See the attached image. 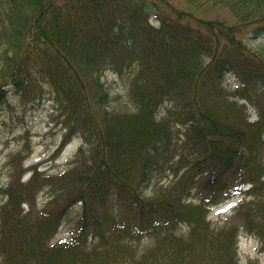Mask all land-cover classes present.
<instances>
[{"label":"trees","instance_id":"16d2710c","mask_svg":"<svg viewBox=\"0 0 264 264\" xmlns=\"http://www.w3.org/2000/svg\"><path fill=\"white\" fill-rule=\"evenodd\" d=\"M11 93L47 98L62 145H80L63 173L11 180L0 264H238V228L206 219L237 194L264 251V0H0V108ZM176 156L178 194L142 195ZM75 204L71 235L52 243ZM146 236L156 245L138 257Z\"/></svg>","mask_w":264,"mask_h":264},{"label":"rangeland","instance_id":"374dc122","mask_svg":"<svg viewBox=\"0 0 264 264\" xmlns=\"http://www.w3.org/2000/svg\"><path fill=\"white\" fill-rule=\"evenodd\" d=\"M105 78H107V86L113 90V93H125L124 87L117 77L107 75ZM227 82L232 88V80L229 79ZM6 102L9 104L0 110V186H7L10 181L9 176L11 179L20 178V182L24 183L36 166H41L42 170L48 169V174L52 176L71 168V162L79 142L76 140L61 150L58 149L63 131L59 125H56V116L51 113V104L47 98L35 103L24 102L17 94L11 93L6 95ZM246 111L252 118L256 117H254L251 104H246ZM204 169H210L209 164H205ZM171 177H173L172 174L162 178L159 183L163 190L167 189L168 196L178 194L176 188L167 184ZM152 190L153 186L149 187L146 194L150 196ZM45 195L40 193L33 200L36 202L37 209H40L44 203ZM1 200L2 195L0 194ZM236 202L237 200L233 198L227 203L212 207L208 212V220L215 222L225 218L229 219L230 216H232L231 220L235 219L232 215V208ZM77 212L78 210L75 209H70L67 212L60 223L55 240L68 235L74 227ZM236 224H238L237 221L233 223V225ZM186 231L185 227L177 229L178 234H184ZM238 247L241 262L251 257L259 258L260 264H264V254L257 252V243L252 238L241 234Z\"/></svg>","mask_w":264,"mask_h":264}]
</instances>
